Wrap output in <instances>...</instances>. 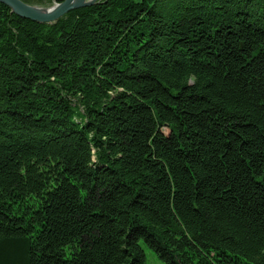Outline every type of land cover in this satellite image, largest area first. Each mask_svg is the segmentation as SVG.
Listing matches in <instances>:
<instances>
[{"label":"trees","instance_id":"obj_1","mask_svg":"<svg viewBox=\"0 0 264 264\" xmlns=\"http://www.w3.org/2000/svg\"><path fill=\"white\" fill-rule=\"evenodd\" d=\"M143 243L264 264V0L54 24L0 3V264H145Z\"/></svg>","mask_w":264,"mask_h":264},{"label":"water","instance_id":"obj_2","mask_svg":"<svg viewBox=\"0 0 264 264\" xmlns=\"http://www.w3.org/2000/svg\"><path fill=\"white\" fill-rule=\"evenodd\" d=\"M99 0H64L61 3L53 1V6L43 8L30 5L22 0H0V3L9 7L19 17L39 24H54L68 13L95 5Z\"/></svg>","mask_w":264,"mask_h":264},{"label":"rangeland","instance_id":"obj_3","mask_svg":"<svg viewBox=\"0 0 264 264\" xmlns=\"http://www.w3.org/2000/svg\"><path fill=\"white\" fill-rule=\"evenodd\" d=\"M38 6H41L43 8H50L53 6V3H48L45 2L44 4H35ZM145 254H146V262L145 264H165L159 257L158 255L151 250L145 243L142 244Z\"/></svg>","mask_w":264,"mask_h":264}]
</instances>
